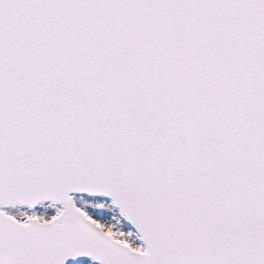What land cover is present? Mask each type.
Listing matches in <instances>:
<instances>
[{"label":"snow or ice","instance_id":"6c2138e0","mask_svg":"<svg viewBox=\"0 0 264 264\" xmlns=\"http://www.w3.org/2000/svg\"><path fill=\"white\" fill-rule=\"evenodd\" d=\"M0 264H264V0H0Z\"/></svg>","mask_w":264,"mask_h":264}]
</instances>
